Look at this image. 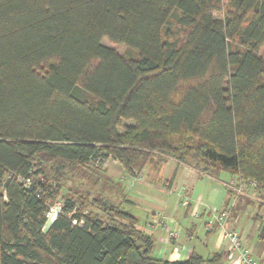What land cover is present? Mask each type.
I'll return each mask as SVG.
<instances>
[{
	"label": "trees",
	"instance_id": "obj_1",
	"mask_svg": "<svg viewBox=\"0 0 264 264\" xmlns=\"http://www.w3.org/2000/svg\"><path fill=\"white\" fill-rule=\"evenodd\" d=\"M263 47L264 0H0V264H218L154 257L102 165L264 190ZM79 169L106 185L95 210L75 191L48 223Z\"/></svg>",
	"mask_w": 264,
	"mask_h": 264
},
{
	"label": "crops",
	"instance_id": "obj_2",
	"mask_svg": "<svg viewBox=\"0 0 264 264\" xmlns=\"http://www.w3.org/2000/svg\"><path fill=\"white\" fill-rule=\"evenodd\" d=\"M108 162H110V166L106 168ZM117 165L116 161L108 159L102 166L105 167L106 174L108 172H111L110 174H121V177L126 179L123 176L122 169L118 168L119 166ZM110 174L108 173L112 177ZM219 177L221 176L214 178L198 173L190 166L178 164L173 159H167L160 167L151 168V166H146L138 178L130 180L131 189L129 188V192L124 195L133 208L142 211L139 213L128 212L137 219V226L151 236L153 240L152 255L154 257L168 261H183L191 253H195L204 260H209L220 253L222 257L218 264H225V260H227L226 264H228V259L226 258L227 243L220 240L218 233L215 239L211 240L209 250L206 247V243H202L205 246L204 251H198L196 245H191V240L196 237L192 229H187L185 240H175L172 242L167 240V230H175V227H178L177 225H182L188 212L190 216L194 217L193 214L197 212L199 205H201V197H203L201 194L197 195L194 191V186L197 183H204L202 179H205L206 181L215 180L217 183L223 185L224 188L226 187L227 195L225 194V196L222 195L221 190L214 187L211 188L210 201L214 205L220 206L224 204L223 209L228 210L229 213L227 226L229 229L236 230L239 233L254 259L259 264H264V242L259 241V243H254L251 240V233L243 234L242 230L238 231L235 223L236 219L230 217L231 211L237 203L240 207H244L245 205V211L251 207L253 208L254 206L252 205L259 202L257 208L262 204L263 214L259 217L256 216V213L253 219L262 221L264 218V200H260L255 192L242 183V193L235 195L226 184L233 182L237 186L240 183L231 177L228 182L219 180ZM133 188L137 190H132ZM183 196L189 199V206L187 208H183L180 205ZM142 212L145 213L143 216ZM260 228L261 222L257 226L258 230ZM214 231L216 230L206 231V233L210 234ZM260 238L264 239V234Z\"/></svg>",
	"mask_w": 264,
	"mask_h": 264
},
{
	"label": "rangeland",
	"instance_id": "obj_3",
	"mask_svg": "<svg viewBox=\"0 0 264 264\" xmlns=\"http://www.w3.org/2000/svg\"><path fill=\"white\" fill-rule=\"evenodd\" d=\"M101 43L105 46H108L115 51H117L119 54L123 55H132L133 51L128 49L123 44H112L107 41V39H102ZM261 53H264V47L261 49ZM130 123V122H128ZM110 160V159H109ZM111 161V160H110ZM110 166V162L106 164V168ZM119 166V165H117ZM103 167V166H102ZM105 169V167H103ZM118 168H121L120 166ZM109 171V170H108ZM109 174L111 172H108ZM107 173V175H108ZM112 179L115 183H117L124 194H127L129 192L130 188V178L123 179L121 174H110ZM109 176V175H108ZM114 176V177H113ZM221 177H219V180L228 182L230 179V175L227 173H221ZM110 177V176H109ZM138 178V177H137ZM232 178V177H231ZM234 179V178H232ZM204 183H197L194 186V191L198 194H201L203 197H201V205H199V208L197 209V217L190 216L189 212L188 215L185 217V222L182 223V225H177L178 227H175V230H178L179 238L177 240H185V235L187 232V229H192L195 234V239L191 240V245H196V249L199 251H204L205 246L202 245V243H206V247L208 250L211 247V240L215 239L217 236L216 234L219 232L214 231L213 233L207 234L204 227V222L208 221L209 219L213 218L215 211H220L223 209V205H214L212 201H210V191L211 188H216L218 190H221V193L223 196L225 194L227 195V192L223 185L217 183L214 181H206L205 179H202ZM228 184V183H227ZM106 188V185L104 184V181L100 180L96 185L94 183V178H91L88 175V172L85 173L82 169H79L77 174L69 176L67 180L64 181L63 186L61 190L59 191V194L57 196L56 201L53 203L49 210V214L56 212L58 210V206L60 205V201L63 196H69L70 193L77 192L75 196H79L81 198L82 206L81 209L83 212H87L89 210H95L94 206L96 205L95 202L92 201L93 198H100V191L101 189ZM108 188V187H107ZM131 189V188H130ZM136 188H133L132 190H135ZM89 190V193L86 191ZM137 190V189H136ZM257 196H259L260 200H264V191H260L257 193L255 192ZM121 202L123 208L126 211H129L131 213H139L142 210L133 208L132 205L121 201L120 198L116 199L115 203ZM254 204L253 208H249L244 211V207L238 205V203L233 207L230 217L236 219V227L238 231L242 230L243 234L245 233H251V240L254 241V243H259V241H263L264 239H261L260 237L262 234H264V230L261 228L258 230L257 226L259 225L260 220H254L253 216L256 214V216H262V204L257 208L259 205ZM257 210V211H256ZM145 213L142 212V216ZM52 216V215H51ZM50 216V217H51ZM51 222V221H50ZM220 237V235H219ZM187 241V240H186ZM187 243H189L187 241ZM264 245V243H263ZM203 255V254H202ZM227 263V260H225V264Z\"/></svg>",
	"mask_w": 264,
	"mask_h": 264
},
{
	"label": "built area",
	"instance_id": "obj_4",
	"mask_svg": "<svg viewBox=\"0 0 264 264\" xmlns=\"http://www.w3.org/2000/svg\"><path fill=\"white\" fill-rule=\"evenodd\" d=\"M226 185L231 191H233L235 195H239L240 193H242L241 183L237 186L234 185L233 182H230ZM245 185L253 192H255V182L247 181L245 182ZM180 205L183 208H187L189 206V199L186 196H183ZM57 208L59 209V206ZM56 212H53L51 214H49L48 212L47 220L50 219L51 215L53 220ZM193 215L194 217H197L196 212H194ZM228 219V210L221 209L220 211H215L213 218L209 219L208 221H205L204 223L206 231H218L220 235V240L222 242L227 243L226 258L228 259V264H259L256 259H254V257L252 256L250 250L246 247L239 233L236 230L229 229V227L227 226ZM178 238V230H167V240L169 242L175 241Z\"/></svg>",
	"mask_w": 264,
	"mask_h": 264
},
{
	"label": "bare ground",
	"instance_id": "obj_5",
	"mask_svg": "<svg viewBox=\"0 0 264 264\" xmlns=\"http://www.w3.org/2000/svg\"><path fill=\"white\" fill-rule=\"evenodd\" d=\"M52 220V216L50 217V219L47 221L48 223Z\"/></svg>",
	"mask_w": 264,
	"mask_h": 264
}]
</instances>
